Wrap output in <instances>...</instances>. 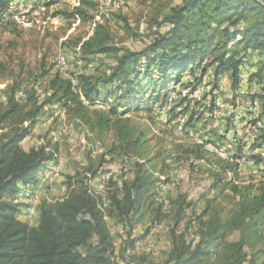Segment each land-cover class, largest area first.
Listing matches in <instances>:
<instances>
[{
    "label": "trees",
    "instance_id": "trees-1",
    "mask_svg": "<svg viewBox=\"0 0 264 264\" xmlns=\"http://www.w3.org/2000/svg\"><path fill=\"white\" fill-rule=\"evenodd\" d=\"M11 2L0 0V10ZM99 7L95 0H81L70 17L93 24L92 33L76 42L89 64V57L117 54L109 73L82 75L81 92H75L73 82L56 72L44 99L39 79L48 72L23 78L10 72L7 79L6 99L0 101V264H146L148 257L135 252L137 242L169 215L157 200L158 179L149 172L154 158L143 151L145 131L125 118L146 104L136 89L146 80L147 86L165 91L186 72L199 84L211 70L213 81L229 74L236 82L249 52L264 56V0H184L162 21L168 29L136 51L116 46L110 26L95 21L92 13ZM260 63L256 72H264V60ZM133 94L135 100L127 103ZM97 101L105 108L97 110ZM51 104L80 119L91 134L112 132L117 143L109 153L119 149L145 162L136 163L127 179L111 180L103 193H96L91 180L105 171L102 154L101 165L91 164L67 177L64 197L43 199L39 223L31 225L19 219L24 205L16 203L15 196L20 184L37 187L40 172L54 160L58 146L45 143L26 149L22 143ZM233 193L236 205L227 217L224 207L211 200L182 231L178 226L190 204L183 196L176 199L172 246L163 264H264V184L256 194L238 187ZM110 220L122 230L120 243ZM147 221L143 234L134 237L135 228ZM194 221L196 238L189 240Z\"/></svg>",
    "mask_w": 264,
    "mask_h": 264
},
{
    "label": "rangeland",
    "instance_id": "rangeland-1",
    "mask_svg": "<svg viewBox=\"0 0 264 264\" xmlns=\"http://www.w3.org/2000/svg\"><path fill=\"white\" fill-rule=\"evenodd\" d=\"M80 1L18 0L16 6L10 4L7 9L0 10V101L6 99L5 90L10 72L20 74V78L37 77L40 72H48L46 77L39 79L41 98L44 99L49 94L48 82L56 73L52 69L51 62L59 55H65L69 59L74 75L79 74L81 69L85 70L84 76L110 72V66L114 64L117 56L116 53L89 57L92 58L93 64L86 67L90 62L76 47V42L90 35L93 29L92 23L83 22L77 17H70ZM95 1L100 3L99 10L92 13L95 14V21H102L110 26L117 47H127L134 51L146 49L158 35L164 33L168 26L162 25V21L171 14L174 6L184 2V0ZM248 54V61L243 69L247 70L248 74L264 78V72H256L261 67L260 61L264 60L263 54L260 51H251ZM199 72V70L195 71L197 74ZM81 79L82 77L79 80ZM147 83L148 81L145 80L136 89L146 104L141 110L131 111L125 118H130L133 124L145 131L146 143L143 151L147 158H154V170L168 174L171 171L168 162L172 155L176 154V170L186 174L178 188L169 187L163 193L159 191V197L169 200L168 206L164 208L169 217L154 226L150 233L151 241L147 243L148 250L145 252L148 253L146 264H163L172 246L170 231L176 223L175 201L178 197H185L186 202L190 204L184 212L185 221L178 226V230L182 231L188 221L202 214L211 200L217 201L218 205L224 207L223 215L227 217L228 211L236 205L234 187L241 190L248 188L253 194L258 192V187L254 185L252 178L249 179L247 176H241L242 179L236 177L232 180H222V174L219 178H212L211 174L188 166L187 163L191 158H201L202 154L200 150H195V146L188 138L178 134L174 128L182 115L190 113L191 100L181 95L174 99L178 91L175 85L171 84V90L164 91L160 87L147 86ZM155 91L158 93L162 91V93H156L154 96ZM133 95L131 100H126L127 103H133L136 98L135 94ZM105 96L106 94L103 93L102 98ZM169 104L172 106L171 127L163 122L158 113L161 106ZM194 104L197 106V101ZM179 107L182 111H177ZM97 108H99L97 110L103 109L100 106ZM63 110V107L57 104L45 106L39 124L24 143L25 148L45 143H50L51 148L58 146L57 171L48 178L44 177L39 184L41 201L64 197L67 193V177L91 164L101 165L102 154L105 157L104 170H114L115 179L131 176V173L126 174L121 169L122 150L118 149L112 154L109 153L117 143L112 132H107L102 136L85 132L72 117L67 115L65 122L68 132L61 133L60 126L63 121L61 112ZM123 112L124 107L119 109V113ZM212 189H215L214 193H211ZM156 194L158 195V190ZM149 222L138 227L137 231L140 233L144 231ZM110 224L115 239L120 243L121 228L117 227L112 220ZM197 225V221L191 223L189 240L196 238ZM142 252L144 251L141 249Z\"/></svg>",
    "mask_w": 264,
    "mask_h": 264
},
{
    "label": "built area",
    "instance_id": "built-area-1",
    "mask_svg": "<svg viewBox=\"0 0 264 264\" xmlns=\"http://www.w3.org/2000/svg\"><path fill=\"white\" fill-rule=\"evenodd\" d=\"M17 3L18 0H12L11 6H16ZM51 66L53 71L59 72L73 82L75 92H81L79 76L83 75L85 70L81 69L79 74L74 75L69 59L65 55L53 59ZM248 73L239 72L235 82L229 74L213 81L212 72H209L211 75L205 76L199 84L194 83L189 72L184 73L180 82L172 83L178 87L174 99H177L178 95L189 98L191 111L177 120L174 129L181 136L188 138L195 146V150H200L202 154L201 158H191L188 166L205 171L211 174L212 178H219L222 174V180H232L236 177L242 179L241 176H247L249 179L252 178L254 185L259 188L264 184V78ZM169 89L171 90V85ZM195 101L197 106L194 104ZM96 106L105 108L99 101ZM178 109L177 111H182L180 107ZM158 113L163 122L171 127L172 106L170 104L161 106ZM61 116L63 118L61 133H67L65 110L61 112ZM74 122L88 132L80 119H74ZM58 158L59 155H55L51 165L43 172L40 182L44 177L48 178L57 171ZM175 160L176 154L172 155L168 162L171 169L168 174L149 169V172L158 179L157 200L164 208L168 206L169 200L159 197V191L163 193L169 187L178 188L186 177L184 172L176 170ZM144 162V159L137 156L123 155L121 169L126 174L131 173L136 163ZM87 175L92 179L91 174ZM127 178L128 176H124L117 180L114 170H106L91 180V184L94 192L103 193L111 180L121 182ZM39 184L34 189L28 186L21 187L14 199L16 203L24 205L23 212L28 221L35 218L41 203ZM214 192L215 189H212L211 193Z\"/></svg>",
    "mask_w": 264,
    "mask_h": 264
},
{
    "label": "crops",
    "instance_id": "crops-1",
    "mask_svg": "<svg viewBox=\"0 0 264 264\" xmlns=\"http://www.w3.org/2000/svg\"><path fill=\"white\" fill-rule=\"evenodd\" d=\"M244 68V67H243ZM242 71H246V72H248L247 70H245V69H242ZM27 140V138L23 141V143H22V145H23V147L25 148V146H24V143H25V141ZM27 149V148H26ZM49 165H51V163H48L47 165H46V167L43 169V171H41L40 172V174H39V179L42 177V175H43V172L45 171V169L47 168V166H49ZM20 187H23L24 186V184H20L19 185ZM67 189V188H66ZM39 218H40V214H39V211H38V213L36 214V216H35V218L32 220V221H28L27 219H26V217H25V214H24V212L23 211H21V213L19 214V219L20 220H22V221H25V222H28L29 224H31V225H38V223H39ZM142 225H139V226H137L136 228H135V230H134V232H133V236L134 237H139V236H141L142 234H143V231L140 233V232H138L137 231V229H138V227H141ZM154 228V227H153ZM152 228V229H153ZM152 229H151V232H152ZM137 231V232H136ZM150 232V233H151ZM150 233H149V235H147V236H145V237H142L140 240H138V242H137V246H136V249H135V252L137 253V254H139V255H148V253L147 252H145V251H147L148 250V247H147V243H148V241H151L150 239L152 238V236L150 235ZM141 249H142V251H144V252H142L141 253ZM121 264H126V263H121Z\"/></svg>",
    "mask_w": 264,
    "mask_h": 264
}]
</instances>
